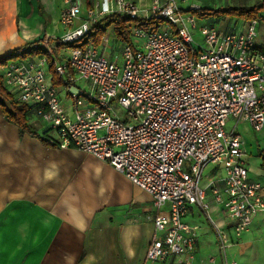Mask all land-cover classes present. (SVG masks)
<instances>
[{
    "label": "built area",
    "instance_id": "2783aa9c",
    "mask_svg": "<svg viewBox=\"0 0 264 264\" xmlns=\"http://www.w3.org/2000/svg\"><path fill=\"white\" fill-rule=\"evenodd\" d=\"M198 8L182 11L176 0H152L142 10L130 0H102L74 27L80 9L71 5L60 16L66 31L45 45V52L21 58L19 50L0 65L3 87L52 130L48 145L75 148L108 164L150 197L159 233L146 251L152 264H191L196 234L183 218L192 206L208 211L207 189L232 223L234 237L264 212V184L248 178L243 139L234 129L238 123L254 132L264 128L258 20L248 21L241 32L220 29L205 19L199 24L191 14ZM107 15L159 20L161 26L154 32L130 27L139 43L122 45L121 63L91 44L71 47ZM197 29L203 47L194 42ZM101 41L107 45L108 37ZM58 44L68 52L59 54ZM61 93L68 103H62ZM228 120L234 123L229 131ZM209 164L222 173L202 187ZM216 238L226 250L228 233L216 229Z\"/></svg>",
    "mask_w": 264,
    "mask_h": 264
},
{
    "label": "crops",
    "instance_id": "0c3cea01",
    "mask_svg": "<svg viewBox=\"0 0 264 264\" xmlns=\"http://www.w3.org/2000/svg\"><path fill=\"white\" fill-rule=\"evenodd\" d=\"M101 1L0 0V57L28 44L52 45L66 31L60 23L65 8L79 7L77 27L87 9ZM130 1L142 10L152 2ZM103 36L116 50L108 57L117 60L124 43L116 39L112 26ZM107 45L100 40L93 46L105 54ZM256 46L264 54V43ZM235 132L243 139L248 178L264 184V128L254 132L238 123ZM249 155L256 158V168L249 165ZM49 172L53 173L50 179ZM217 173L214 165H207L202 173L204 186L219 177ZM205 201L208 211L192 206L183 218L196 234L195 253L206 246L198 236L203 219L210 226L209 231L204 229L206 241L217 242L216 229L232 234V223L208 189ZM155 215L150 197L108 164L75 148L57 149L20 134L0 107V264H152L146 251L159 235ZM250 230L264 232V212L253 217Z\"/></svg>",
    "mask_w": 264,
    "mask_h": 264
},
{
    "label": "trees",
    "instance_id": "16d2710c",
    "mask_svg": "<svg viewBox=\"0 0 264 264\" xmlns=\"http://www.w3.org/2000/svg\"><path fill=\"white\" fill-rule=\"evenodd\" d=\"M264 11V0H261L254 4L253 6H236L228 8H202L199 7L196 10L191 11L193 15L199 18H215L216 21L210 20L212 24L219 22V19L223 18H233L240 21H257L261 19V12ZM112 26L114 35L117 40L131 46L130 41V27H135L146 32L157 31L161 26V21L154 19H136L128 20L122 18L119 15H111L104 18L102 21L97 22L92 25L89 32L76 44L71 45V47H85L89 44L98 45L102 36L106 33L108 27ZM33 44H28L21 48L16 49L14 52L0 57V65L5 64L8 60L17 57L16 52L19 50H24L21 54V58H27L30 56L38 55L45 52L44 49ZM64 46L58 44L57 49H62ZM57 55V53H55ZM49 72L53 75V60L49 61ZM54 77V76H53ZM53 83L57 84V80L54 77ZM0 107L6 121L14 124L18 127L20 134H28L32 137L39 138L43 143L48 145L47 138L50 137L52 132L51 129H42L39 120L33 114L32 108L26 107L18 103L15 98L3 87L2 81L0 79ZM42 129L41 133L38 131ZM50 146V145H49ZM216 235V230H215Z\"/></svg>",
    "mask_w": 264,
    "mask_h": 264
},
{
    "label": "rangeland",
    "instance_id": "374dc122",
    "mask_svg": "<svg viewBox=\"0 0 264 264\" xmlns=\"http://www.w3.org/2000/svg\"><path fill=\"white\" fill-rule=\"evenodd\" d=\"M178 3V7L185 11L191 6L196 7H206V8H228V7H236V6H253L257 2L261 0H176ZM137 5V4H136ZM264 11L261 12L263 14ZM140 15L143 14L139 13ZM192 14V13H191ZM193 15V14H192ZM144 16V15H143ZM141 16V17H143ZM195 20L198 21L199 24H202L205 20L210 21L212 18H199L196 15H193ZM212 20L216 21L215 18ZM247 21H233L232 18H223L219 19V22L214 23L220 29L226 30H235L237 32H241L245 29ZM193 38L194 42L201 47H203V42L201 40L199 29L193 30ZM130 41L133 45H137L138 39L131 37ZM256 42L264 43V15H262L261 19L257 22V38ZM68 52L67 48L59 49V54H65ZM115 52V53H114ZM105 54L107 56H114L116 54V50L114 49L113 43L110 41L106 47ZM114 54V55H112ZM53 57H56V54H53ZM55 60H57L55 58ZM118 63H121V57L118 55ZM46 70H48V64L45 65ZM77 85L81 88H85L88 90V87L82 83L78 82ZM62 103H68L65 95L63 93L59 94ZM234 123L232 120L227 121L226 129L227 131L231 130ZM48 128V125L45 124L42 126V129ZM42 129L38 132L41 133ZM235 129V128H234ZM248 151V150H246ZM248 154H246V159ZM256 158L254 155H249V165L253 168H256V162L254 161ZM221 171H218L216 176H220ZM211 174V171H210ZM204 174L202 175V179L200 181V186H204ZM202 231H198L199 243L204 242L206 244L205 247L199 248V250L194 254V257L191 261V264H264V232L260 231H248L249 233H243L241 237H234L233 234L229 235V246L226 250L221 249V245L215 241H206L204 234L210 228L208 221L205 222L203 219L200 222ZM207 229V230H204ZM205 233H204V231ZM209 231V230H208ZM247 241H249L247 243Z\"/></svg>",
    "mask_w": 264,
    "mask_h": 264
},
{
    "label": "clouds",
    "instance_id": "9594fccd",
    "mask_svg": "<svg viewBox=\"0 0 264 264\" xmlns=\"http://www.w3.org/2000/svg\"><path fill=\"white\" fill-rule=\"evenodd\" d=\"M52 175H53V173H51V172L47 173V178L50 179L52 177Z\"/></svg>",
    "mask_w": 264,
    "mask_h": 264
}]
</instances>
